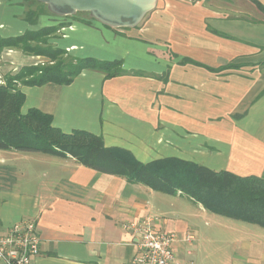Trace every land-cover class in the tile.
Wrapping results in <instances>:
<instances>
[{"label":"crops","instance_id":"1","mask_svg":"<svg viewBox=\"0 0 264 264\" xmlns=\"http://www.w3.org/2000/svg\"><path fill=\"white\" fill-rule=\"evenodd\" d=\"M33 2L0 0V36L71 21L52 39L71 55L123 59L127 70L165 78H107L84 69L70 84L20 85L22 112L38 108L62 130L102 135L107 146L126 148L143 162L177 157L240 176L264 175V11L252 0H164L157 4L163 19L161 10L149 13L142 35L136 27L120 29L122 35L45 9L30 23ZM183 57L202 66L180 63ZM39 58L5 47L0 76ZM230 62L238 66L209 68ZM148 216L176 234L175 264H264L263 233L224 221L240 219L183 192L155 190L70 154L0 149V235L22 219L35 220L41 242L33 264H131L138 246L125 223Z\"/></svg>","mask_w":264,"mask_h":264},{"label":"trees","instance_id":"2","mask_svg":"<svg viewBox=\"0 0 264 264\" xmlns=\"http://www.w3.org/2000/svg\"><path fill=\"white\" fill-rule=\"evenodd\" d=\"M252 1L264 11L260 0ZM39 3L45 6V3ZM42 12L31 8L26 17L30 23H35ZM59 27L48 25L15 36H0V50L17 47L26 53L48 56L54 61L44 65H26L13 75L8 74L6 83H0V149L39 151L59 156L70 154L96 170L125 176L130 181L144 183L169 194L181 191L201 202L208 210L264 227V175L240 176L177 157L143 162L126 148L107 146L102 135L85 129L62 130L53 124L51 114L38 108L22 112L26 95L19 82L21 85L70 84L83 69L99 70L107 78L130 72L123 68L121 59L69 55L71 60L66 61L61 56L67 51L53 47L45 39V35L54 34ZM35 40L42 41L44 45L33 44ZM190 62L198 64L192 59ZM237 66L228 63L221 69Z\"/></svg>","mask_w":264,"mask_h":264},{"label":"built area","instance_id":"3","mask_svg":"<svg viewBox=\"0 0 264 264\" xmlns=\"http://www.w3.org/2000/svg\"><path fill=\"white\" fill-rule=\"evenodd\" d=\"M125 226L135 234L138 246L131 264H175V233L158 229L156 219L151 216L128 221ZM193 237L190 233L187 240ZM40 242L37 222L28 218L20 220L7 233L0 235V264H33L40 252Z\"/></svg>","mask_w":264,"mask_h":264},{"label":"water","instance_id":"4","mask_svg":"<svg viewBox=\"0 0 264 264\" xmlns=\"http://www.w3.org/2000/svg\"><path fill=\"white\" fill-rule=\"evenodd\" d=\"M59 15L91 11L100 21L114 26H134L151 11L157 0H39Z\"/></svg>","mask_w":264,"mask_h":264},{"label":"rangeland","instance_id":"5","mask_svg":"<svg viewBox=\"0 0 264 264\" xmlns=\"http://www.w3.org/2000/svg\"><path fill=\"white\" fill-rule=\"evenodd\" d=\"M33 3H35V6L34 7H38L37 9L38 10H42V11H44V9L46 10V11H49L50 10V8H49V6H48V4L47 3H45V6L43 5V8H42V6L40 7V6H36L37 4H39L40 5V3L38 2V1H34ZM164 3V0H161L160 1V3L158 4V3H156V5H155V7L151 10V11H149L148 13H146V15L142 18V20L138 23V24H136V25H134V26H114V25H109V24H107V23H104V22H102V21H100L98 18H96L93 14H92V12L91 11H80V10H78V11H76V12H74V13H72V14H67V15H61V18H64V19H72V20H74V21H78V22H81V23H84V24H94V23H96V24H101V25H104V27H107V28H112L113 29V31L115 32V33H120V34H122V35H124L125 33H122V32H120L119 30L120 29H123V28H128V27H136V30H137V33L139 34V35H142L139 31L141 30V28L139 27L140 25L141 26H143L145 23H146V21L149 19V13H155L156 11H162V12H160V18H162L163 19V8H160V7H158V5L159 6H161L162 4ZM158 4V5H157ZM42 5V4H41ZM158 8H160V9H158ZM158 9V10H157ZM51 11V10H50ZM54 13V12H53ZM152 13V14H153ZM151 14V15H152ZM60 26L58 29H57V31L54 33V34H52V35H49V36H46L45 35V39H47V41H48V44H50V45H52L53 47H59V46H57V45H55L54 43H53V41H52V39H53V36H56V35H58V32H59V30H61L62 29V27H66V26H70L71 25V21H61L60 23H57V24H55V26ZM46 26H48V25H46ZM137 37V36H136ZM38 40H35V41H32V43L33 44H35V43H38V44H41V45H44V43L42 42V41H39V42H37ZM49 45V46H50ZM52 46H50V47H52ZM62 48V47H61ZM20 49V48H19ZM63 49H65V48H63ZM66 51H67V54H64V55H62L61 57L62 58H64L66 61H69V60H71V57L70 56H73V55H71L70 53H69V50H67V49H65ZM23 51V50H22ZM171 51V50H170ZM28 54H30V53H28ZM177 53H175V50L174 51H171V53H170V55H172V56H174V57H176L177 55H176ZM70 55V56H69ZM38 56H40V58L38 59V62L37 63H34L35 65H44V64H47V63H53L54 61H51V59H50V57H48V56H45V55H38ZM77 57V56H76ZM89 57V56H88ZM91 57H93V56H91ZM97 58V57H96ZM100 59V58H99ZM122 61H123V68H124V60L123 59H121ZM190 63V59H189V57H183V59L182 60H180V63ZM198 62V64L197 65H201L202 66V63H200L199 61H197ZM230 63H233V62H230ZM34 64H31V65H34ZM233 64H235V63H233ZM227 65V64H226ZM225 66V65H224ZM224 66H221V67H218V68H214V67H212V68H214V69H220V70H224V69H227V68H224V69H221V68H223ZM229 68H235V67H229ZM125 69V68H124ZM84 70V69H83ZM82 70V71H83ZM127 70V69H126ZM81 71V72H82ZM128 71H130V72H128V73H125V74H135V75H142V74H145V73H147V74H151V75H154V76H156V77H160V78H165V73H163V74H160V75H158V74H156V73H149V72H146V70H143V69H136V70H128ZM136 71V72H135ZM168 71H170V68H169V70ZM1 72V71H0ZM80 72V73H81ZM3 73V72H2ZM17 73V72H16ZM8 74H11V73H7V74H3V75H1L0 76V83H6V79H7V75ZM13 75V74H12ZM79 75V74H78ZM124 75V74H123ZM75 79V78H74ZM59 84V83H58ZM18 85L20 86L21 85V83L19 82L18 83ZM180 193H181V191H179ZM222 219L224 220V221H229L230 223H236V224H238V225H241V226H244V227H247L248 229H253V230H257V231H259L258 233H263L264 234V227L263 226H261V225H259V224H256V223H249V222H244V221H240V220H234V219H229V218H226V217H222ZM254 233V232H253ZM228 236H232V235H230V233H228ZM227 237V236H226Z\"/></svg>","mask_w":264,"mask_h":264}]
</instances>
